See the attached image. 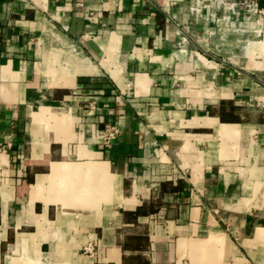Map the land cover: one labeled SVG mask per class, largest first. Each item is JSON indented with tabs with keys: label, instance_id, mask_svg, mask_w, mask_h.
Returning a JSON list of instances; mask_svg holds the SVG:
<instances>
[{
	"label": "crops",
	"instance_id": "obj_1",
	"mask_svg": "<svg viewBox=\"0 0 264 264\" xmlns=\"http://www.w3.org/2000/svg\"><path fill=\"white\" fill-rule=\"evenodd\" d=\"M193 2L0 0V264H264V0Z\"/></svg>",
	"mask_w": 264,
	"mask_h": 264
},
{
	"label": "built area",
	"instance_id": "obj_2",
	"mask_svg": "<svg viewBox=\"0 0 264 264\" xmlns=\"http://www.w3.org/2000/svg\"><path fill=\"white\" fill-rule=\"evenodd\" d=\"M215 1L217 4H223L225 7L230 9L235 5H238L244 11L260 12L262 9L258 5V0H194V2L189 6L191 12L200 13L206 2ZM101 140L103 143H110L117 138V127L114 124L107 123L101 129Z\"/></svg>",
	"mask_w": 264,
	"mask_h": 264
},
{
	"label": "trees",
	"instance_id": "obj_3",
	"mask_svg": "<svg viewBox=\"0 0 264 264\" xmlns=\"http://www.w3.org/2000/svg\"><path fill=\"white\" fill-rule=\"evenodd\" d=\"M258 5L260 6V0H258Z\"/></svg>",
	"mask_w": 264,
	"mask_h": 264
},
{
	"label": "rangeland",
	"instance_id": "obj_4",
	"mask_svg": "<svg viewBox=\"0 0 264 264\" xmlns=\"http://www.w3.org/2000/svg\"><path fill=\"white\" fill-rule=\"evenodd\" d=\"M237 2H239V1L237 0Z\"/></svg>",
	"mask_w": 264,
	"mask_h": 264
}]
</instances>
